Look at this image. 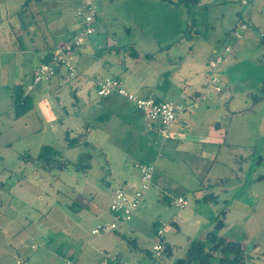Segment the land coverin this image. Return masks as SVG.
<instances>
[{
    "label": "rangeland",
    "instance_id": "obj_1",
    "mask_svg": "<svg viewBox=\"0 0 264 264\" xmlns=\"http://www.w3.org/2000/svg\"><path fill=\"white\" fill-rule=\"evenodd\" d=\"M242 1L203 0V3L215 4L211 8L214 10H192L189 18L195 19L193 27L183 17L180 23L183 39L187 40L188 35L193 39L197 36L196 47L205 46L217 31L216 15L226 11L230 19L228 23L237 21L238 25L246 23L252 28L239 41L230 32L222 37L219 48L230 46L233 51L228 60H237L236 65H243L245 60L252 58L261 59L264 56V0H245L247 6H243ZM116 2L120 4V0H97L98 16L94 24L97 33L105 35V31H101L102 24L110 28L103 12L108 10L110 3ZM50 3L51 8L41 14L44 19L51 20L48 24L50 32L46 33L53 37L58 35L56 40L63 46L73 36V28L59 33L51 29L53 20L62 12L72 26V21H79L81 0H50ZM24 8L27 9L25 12L14 14L10 19L6 14L0 15V39L3 35H10L14 41L19 32L15 31L18 33L14 36L11 26L18 21L23 24L20 32L22 54L16 52L19 47L13 42L6 47L0 44V264H102L110 257L118 258L120 264H175L177 259L186 257L190 242H205L222 210H226L227 215L224 228L218 234L242 245V264H264V179L257 180L259 176L264 177V102L259 106L260 111L255 112L252 110L253 99L245 96L241 101L234 93L236 88L233 90L237 108H243L244 100L249 102V107L230 113L223 125L227 130L228 154L223 161L212 165L200 161L198 156L189 155L173 140L163 141L158 137L154 143L153 137L157 136L151 133V145L147 146L145 153L154 157L156 178H160L162 188L153 187L148 192V200L142 206L144 217L136 228L134 226L135 230L128 228L133 226V221L116 233L93 236L95 228L112 218L106 195L123 187L125 181L132 180L136 173L134 162L140 157L129 152L123 158H114L107 149L101 150L94 145L75 149L66 147V132L72 136L85 132L76 116L66 117V110L72 109L73 98L69 93L76 83L74 79L57 89L54 88V78L34 85L28 93L34 104L32 112L14 120L13 87L21 84L27 88L32 83L30 71L37 62L27 46L30 45L27 36L33 32L24 26L30 21L29 5ZM212 13L216 15L213 17ZM160 16L155 10L149 14V21L157 22ZM121 19L125 20L123 16ZM67 22L64 21L65 26ZM228 28L224 26L223 33ZM88 43L90 45L92 41ZM3 48H6L5 55L2 54ZM121 48L119 54H125ZM128 53L129 49L126 57ZM78 55L74 56L76 66ZM143 62L148 61L145 58ZM222 78V87L228 86L230 81L224 75ZM255 80L264 81V65L261 70L250 66L243 71L239 84L250 86ZM86 91L93 92L94 88L91 86ZM254 95L262 94L259 91ZM211 96H214L213 90L208 97ZM41 105L47 106V114ZM90 122V125L94 124L93 119ZM147 126L150 129L148 123ZM72 129L75 130L72 132ZM85 139L90 141L89 134ZM47 145L62 152L63 158L69 162L66 169L46 172L41 168L37 157L41 147ZM84 153L91 154L90 169H76L79 156ZM25 154L31 160L21 158ZM202 178L205 189L201 186ZM223 180L226 182L219 183ZM209 184H212L211 188H207ZM164 192L172 199L171 203L163 200ZM209 193H213L217 200L205 201L200 197V194ZM181 195L188 202L183 209L174 206V200ZM82 197L88 204L73 209L72 203ZM160 223L170 227L164 234V242L172 250L170 257L165 253L157 257L152 250L153 226ZM129 240H134L137 247H133ZM219 257L215 254L211 264H220Z\"/></svg>",
    "mask_w": 264,
    "mask_h": 264
},
{
    "label": "crops",
    "instance_id": "obj_2",
    "mask_svg": "<svg viewBox=\"0 0 264 264\" xmlns=\"http://www.w3.org/2000/svg\"><path fill=\"white\" fill-rule=\"evenodd\" d=\"M0 4V15L6 14L8 19L14 14L19 15L18 13L25 12L27 9L24 7L29 5L30 21L28 22L29 24L24 26H27L26 28L33 32V34L31 33L27 36V39L30 38V45L27 46H29L30 53L34 55L33 59H37V62L32 66V72L30 71L31 77L34 69L42 63V60L46 57H50L51 52L62 45L56 40L59 37L58 35L53 37L52 34L49 33L51 20H46L41 15L51 8L49 6L51 5L50 0H0ZM214 5L213 3H203V0H200V7L197 9H204L208 12L209 10H214L211 9ZM242 5L247 6L248 2L245 5L242 3ZM155 10L158 11L161 16L157 22H151L149 21V14ZM103 14L105 18L109 20L107 22L110 25V28L107 29L106 26L102 24L101 31L104 30L105 35L100 32L97 33L96 31L95 35L97 34V37L92 36L88 40L89 42L92 41V43L89 45L87 41V43L82 46L83 49L80 47L75 53V55L77 53L79 54L76 66L78 73L74 78L76 83L69 93L73 98L72 109L70 111L66 110V117L76 116L77 122L82 123L85 132L78 133L75 136H72L69 131L66 132L64 140L67 135L70 138H78L80 140L79 145L76 147L68 148L67 144L66 147L68 149H75L82 145H94L101 150L107 149L114 158H123L125 153L129 152L135 155L134 157H140L137 162H134L136 173L132 180L125 181L123 187H121L129 192H131L133 186L139 180V172L136 165L142 162L154 163V157L148 156L145 152L147 146L151 145V133L157 136L153 137L154 143H156V139L159 136L155 131L148 129L144 115L123 98L111 96L102 99L96 94V84L99 81L119 78L124 82L129 92L139 97L153 96L162 101L189 104L199 97L206 95V100L197 103V106L194 107L192 111L181 116L179 121L172 126L171 138L169 140L177 142L189 155L194 156V158L198 156L200 161L204 163L207 162L206 164L208 165H212L217 161H223L222 159L228 154L226 150L229 148V145L226 144L227 130L224 129L223 125L230 118V113L234 111L241 112L242 110L239 109H247V107H249V102L244 100L243 108H237V103L234 104L233 101L235 97L233 96V90L236 88L234 93L241 101L243 97L245 99V96L249 99H253L252 110L255 112L260 111L261 107L259 108V106L264 102V81L255 80L250 86L239 84L240 76L243 71L250 66H253V68L257 67L261 70L264 65V56L261 59L252 58L245 60L244 64L242 63L243 65H236L237 60L230 62V60L227 59L220 67L219 75L220 78L224 75L230 81V84L228 86L226 85L227 88L226 86L223 87L221 93H214L213 97H208L212 91L211 88H208V61L212 57L213 50L221 49L219 45L221 44L222 37L228 36L230 32L237 27V21L228 23L230 19L228 20L226 11L218 13L219 15L212 13L213 17L216 15L215 18L218 21L216 25L217 31L213 34L211 40L205 43V46L198 45V47H196L197 43L195 42L198 40V37L196 36L195 39H193L192 36L188 35L189 38H186L187 40L183 39L182 28L180 26L183 17L185 20H188L189 26H191L192 20L195 22V19L190 20V13L186 9H183L181 5H177L176 0H120V4L118 5L117 2L116 4L110 3L108 10L106 9ZM122 16L125 20L121 19ZM64 17L65 16L62 15L61 12L60 16L57 17L56 20H53L54 25L51 29H55V31L61 33L63 29L68 30L72 27L73 36L69 37L66 42L67 44L78 34L80 28L79 21H72L71 23L73 25L70 26V22L68 24L67 18L64 19ZM0 21H2V18ZM64 21L67 22L66 26ZM22 25L21 21H18L14 26H11L14 31V36L19 32L18 36L13 39L14 41H12L10 35H3L0 39V44L6 47L7 44L11 45V42H13L15 47L16 44L19 47V50H16V52L22 54L23 52L21 50H23V43L20 33ZM224 26H229L228 31L225 33H223ZM212 28H214V26H212ZM15 31L18 32L16 33ZM47 31H49V34L46 33ZM38 32L41 34H38ZM119 48L123 49L125 54H119ZM128 49L129 53L126 57ZM3 50L4 52L2 54L5 55L6 48H3ZM107 53L112 54L105 58L104 55ZM7 55L11 54L7 53ZM145 58L148 61L147 63L143 62ZM18 62V65L21 66V60ZM258 63L261 64V66L257 65ZM240 65L241 70H239ZM54 79H56L54 82V88L56 89L70 80L62 69H58ZM79 79L83 80L78 82ZM91 86L94 88V91L85 93ZM259 91L262 94L261 96L254 95L255 92ZM80 94H82V96H80ZM31 105L32 109L18 119L14 118L12 111L14 120L17 121L22 119L32 112L34 108L32 98ZM92 119L94 120V124L90 125V120ZM262 119H264V116ZM75 129L71 131L73 132ZM88 134L90 136V141L85 139ZM22 157L23 156H21V158ZM143 157L144 159L147 158L141 160ZM23 159L29 161L26 158ZM91 159L92 157L84 162V164L89 167L87 170L90 169ZM258 160V162H260L261 158ZM199 173L198 171V174ZM199 177L200 174L197 175L198 180L200 179ZM263 179L264 177L262 176L257 177V180ZM200 181L202 189H205L202 183L203 178ZM224 182H226V180L219 181V183ZM153 187L162 188L160 178H156L155 172L151 188ZM211 187L212 184H209L207 188ZM112 193L113 191L106 195L109 203ZM209 194L215 197V199L210 201L217 200V197L213 193ZM209 194H200V197L205 200V196ZM164 197L168 199V203H171L172 199L169 198L165 192L163 198ZM180 197L184 198L185 196L181 195L176 199ZM147 200L148 198L145 199L143 204H146ZM87 204V201L82 197L80 201L77 198V200L72 203L71 207L73 209H78ZM221 212L225 213V221L227 212L226 210H222ZM221 212H219L220 217ZM219 216L217 220H219ZM143 217L144 212L141 207L131 221H134L133 226L128 227L127 223L120 225L119 228L128 227L135 230L138 222ZM113 221L114 218L112 216L110 222ZM158 226L159 225L153 226L152 233L155 234ZM167 228L170 229L168 225ZM116 232L117 231H115V233ZM208 235L209 233L206 235L204 241L207 240ZM219 237L223 238L220 235ZM128 242L132 243L133 247H137L134 240H129Z\"/></svg>",
    "mask_w": 264,
    "mask_h": 264
},
{
    "label": "built area",
    "instance_id": "obj_3",
    "mask_svg": "<svg viewBox=\"0 0 264 264\" xmlns=\"http://www.w3.org/2000/svg\"><path fill=\"white\" fill-rule=\"evenodd\" d=\"M242 3L247 4L246 1ZM97 16V0H81V9L79 10L80 31L69 43L55 48L51 52L48 62H42L34 69L32 83L25 88L26 94L33 90L34 85L53 79L57 75L58 69H62L69 79H74L77 76L78 71L74 64V56L76 50L84 46L86 41L95 35L94 24ZM251 28L250 24L241 23L232 30V35L239 41ZM232 51L230 46H225L220 50L215 49L208 61V88H211L216 94L221 93L223 90L219 69L227 61ZM96 94L102 99L117 96L131 103L137 111L144 115L150 129L155 131L163 141L171 138V128L179 121L181 116L192 111L197 103L207 99V96L203 95L194 102L184 104L158 100L153 96L139 97L129 92L124 82L119 78L99 81L96 84ZM136 168L139 172V180L133 186L131 192L119 188L114 190L110 196V212L114 221L99 225L92 231L93 236L117 231L120 225L131 222L142 207L152 187L155 165L151 162H142L138 163ZM174 205L183 209L188 205V202L185 198L180 197L176 199ZM166 228V224L160 223L153 236L152 250L157 257H161L165 252L164 234ZM117 262H119L118 258L110 257L109 261L105 260L102 264Z\"/></svg>",
    "mask_w": 264,
    "mask_h": 264
},
{
    "label": "trees",
    "instance_id": "obj_4",
    "mask_svg": "<svg viewBox=\"0 0 264 264\" xmlns=\"http://www.w3.org/2000/svg\"><path fill=\"white\" fill-rule=\"evenodd\" d=\"M177 5H181L189 13L192 10H196L200 7V0H176ZM195 25L194 20L191 22V27ZM198 31H196L197 33ZM49 57H46L42 62H48ZM32 109L31 98L25 93V88L18 84L13 87L12 90V111L14 118L18 119L24 116ZM66 144L68 148H74L79 145L80 140L78 138H70L66 136ZM22 158L31 160L29 155H23ZM91 158L90 154H82L79 157L76 169L87 170L89 167L84 164ZM40 162L41 168L50 172L53 170H64L69 165V162L62 156V152L55 149L52 146H43L37 157ZM215 199L212 194L206 195L205 200L210 201ZM166 202L168 199L163 198ZM225 213L221 212V217L214 225V229L209 233L205 242L193 241L190 243L186 257L184 259H177L175 264H211V259L215 254H219L220 264H242L244 259V250L242 245L236 241H228L224 237H219L218 233L224 228ZM165 254L168 257L171 255V248L165 243ZM110 264H120L110 263Z\"/></svg>",
    "mask_w": 264,
    "mask_h": 264
},
{
    "label": "clouds",
    "instance_id": "obj_5",
    "mask_svg": "<svg viewBox=\"0 0 264 264\" xmlns=\"http://www.w3.org/2000/svg\"><path fill=\"white\" fill-rule=\"evenodd\" d=\"M41 107L44 109L45 113L47 114V106L46 105H41Z\"/></svg>",
    "mask_w": 264,
    "mask_h": 264
}]
</instances>
